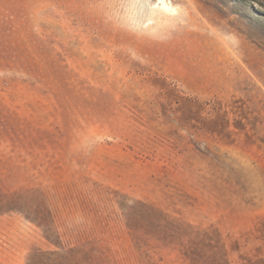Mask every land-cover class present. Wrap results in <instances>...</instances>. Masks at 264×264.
Here are the masks:
<instances>
[{
  "label": "rangeland",
  "instance_id": "obj_1",
  "mask_svg": "<svg viewBox=\"0 0 264 264\" xmlns=\"http://www.w3.org/2000/svg\"><path fill=\"white\" fill-rule=\"evenodd\" d=\"M158 1L0 0V264L264 259V0Z\"/></svg>",
  "mask_w": 264,
  "mask_h": 264
},
{
  "label": "bare ground",
  "instance_id": "obj_2",
  "mask_svg": "<svg viewBox=\"0 0 264 264\" xmlns=\"http://www.w3.org/2000/svg\"><path fill=\"white\" fill-rule=\"evenodd\" d=\"M157 4L158 5H156L155 7H158L159 11L164 14L174 13L177 11V7H175L172 2H169L168 0H159Z\"/></svg>",
  "mask_w": 264,
  "mask_h": 264
},
{
  "label": "trees",
  "instance_id": "obj_3",
  "mask_svg": "<svg viewBox=\"0 0 264 264\" xmlns=\"http://www.w3.org/2000/svg\"><path fill=\"white\" fill-rule=\"evenodd\" d=\"M72 252H73V249L70 250V253H72ZM55 253L58 254L57 252H52V254H55ZM59 256L64 258V259L66 257L65 254H61V253L59 254ZM37 260L40 263L45 264V261L40 256H37ZM58 264H65V263L60 261V262H58ZM227 264H230V263H228V261H227ZM255 264H264V259L263 258L258 259L257 263H255Z\"/></svg>",
  "mask_w": 264,
  "mask_h": 264
}]
</instances>
